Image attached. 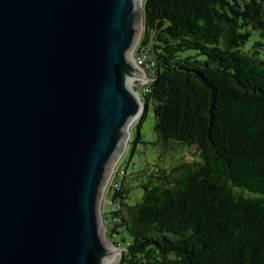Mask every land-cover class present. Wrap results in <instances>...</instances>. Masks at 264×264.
I'll use <instances>...</instances> for the list:
<instances>
[{"label":"trees","instance_id":"obj_1","mask_svg":"<svg viewBox=\"0 0 264 264\" xmlns=\"http://www.w3.org/2000/svg\"><path fill=\"white\" fill-rule=\"evenodd\" d=\"M142 13L135 56L154 67L134 144L151 104L163 145L197 160L132 188L117 169L103 214L118 264H264V0H145Z\"/></svg>","mask_w":264,"mask_h":264},{"label":"water","instance_id":"obj_2","mask_svg":"<svg viewBox=\"0 0 264 264\" xmlns=\"http://www.w3.org/2000/svg\"><path fill=\"white\" fill-rule=\"evenodd\" d=\"M140 1L0 0V264H113L99 207L140 110Z\"/></svg>","mask_w":264,"mask_h":264},{"label":"rangeland","instance_id":"obj_3","mask_svg":"<svg viewBox=\"0 0 264 264\" xmlns=\"http://www.w3.org/2000/svg\"><path fill=\"white\" fill-rule=\"evenodd\" d=\"M139 6L142 12L143 2ZM143 35V13H142V31L139 41L134 48L131 60L134 64V58L136 54V50L139 46L140 40L142 39ZM143 75V74H142ZM152 75L151 72L147 73L146 76L143 75V79L139 78L133 84V90L140 96L144 85L149 83V78ZM142 104V102H141ZM143 105V104H142ZM141 116V115H140ZM140 118V117H139ZM139 120V119H138ZM138 120L131 126L129 134L126 136L122 147L119 151V154L116 158V161L113 165V168L110 172L108 180L105 184L103 194L100 201L99 213L101 216V222L103 227V233L105 240L111 244L110 240L107 238V229L105 226L109 227V220H104V214L110 211L111 209L116 208L115 205H111V203L107 202L106 196L109 190L110 180L114 172L117 169L125 171L126 174L124 175L125 178L122 180L125 185L129 186L130 188L135 187L137 184L133 179L135 174L146 171H157L160 168L169 169L174 163L179 160L183 162H192L197 160L196 149L195 147H187L176 142L172 144L163 145V143L158 138L157 134L154 132V115L152 111L151 104L148 105L147 111L144 114L142 121L139 124V134L140 140L134 144L137 135V128L135 125L137 124ZM131 142V143H130ZM174 144V145H173ZM141 192L138 188L132 189L130 192L131 200L129 203H132L136 196L139 195ZM113 245V244H112ZM114 249H120L119 247H115ZM117 251V250H116ZM120 256V254H119ZM118 256V258H119ZM115 264H118V260Z\"/></svg>","mask_w":264,"mask_h":264},{"label":"bare ground","instance_id":"obj_4","mask_svg":"<svg viewBox=\"0 0 264 264\" xmlns=\"http://www.w3.org/2000/svg\"><path fill=\"white\" fill-rule=\"evenodd\" d=\"M142 1L143 0H141L140 2H139V6L142 4ZM141 74V73H140ZM139 79V78H138ZM141 79H143V75L141 74ZM137 79H134L133 81H132V84H131V86L133 87V84L135 83V81H136ZM132 90H133V88H132ZM134 91V90H133ZM145 92H148L147 90L145 91ZM134 95H135V97L137 98V93H136V91H134ZM142 112H143V105L142 104H140V110H139V113H138V115L136 116V118L132 121V123L127 127V129H126V133H127V135L129 134V130H130V128H131V126L139 119V117H140V115L142 114ZM105 238V237H104ZM106 241V240H105ZM106 243L108 244V246H109V249H110V252H111V255L114 257V262H113V264H115L116 262H117V260H118V256H119V252L118 251H116L107 241H106Z\"/></svg>","mask_w":264,"mask_h":264},{"label":"built area","instance_id":"obj_5","mask_svg":"<svg viewBox=\"0 0 264 264\" xmlns=\"http://www.w3.org/2000/svg\"><path fill=\"white\" fill-rule=\"evenodd\" d=\"M134 65L136 66V68H138L142 73H146L145 71H148L150 70L151 68L154 67V62L153 61H150V60H147V58L143 55H139V56H135L134 58ZM146 91V90H145ZM144 91V92H145ZM116 172L113 173L112 175V178L113 176L115 175ZM111 178V180H112ZM110 180V182H111ZM116 186V185H115Z\"/></svg>","mask_w":264,"mask_h":264}]
</instances>
